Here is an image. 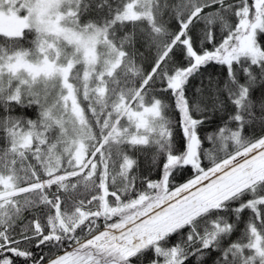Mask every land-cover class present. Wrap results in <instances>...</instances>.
I'll return each mask as SVG.
<instances>
[{"label":"snow or ice","instance_id":"1","mask_svg":"<svg viewBox=\"0 0 264 264\" xmlns=\"http://www.w3.org/2000/svg\"><path fill=\"white\" fill-rule=\"evenodd\" d=\"M0 264H264V0H0Z\"/></svg>","mask_w":264,"mask_h":264}]
</instances>
